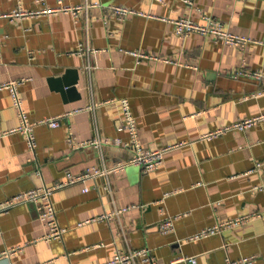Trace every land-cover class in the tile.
Listing matches in <instances>:
<instances>
[{
	"label": "crops",
	"instance_id": "1",
	"mask_svg": "<svg viewBox=\"0 0 264 264\" xmlns=\"http://www.w3.org/2000/svg\"><path fill=\"white\" fill-rule=\"evenodd\" d=\"M57 0H21L36 12ZM124 4L146 15L119 20L101 6L72 13H34L0 18V84L20 80L17 90L30 123L35 151L25 134L0 136V203L29 189L53 185L65 172H84L126 160L136 152L127 130H119L126 97L138 125L141 147L159 149L160 165L145 172L138 165L58 188L52 200L61 239L46 240L48 228L33 203L0 213V264H101L116 250L147 247L157 264L195 256L196 264H264V116L243 129L227 128L264 114V0H62ZM18 0H0V14ZM211 16L224 29L246 34L244 46L224 44L191 33L179 36L166 19L197 21ZM80 44H88V53ZM130 51L161 55L170 62ZM196 65L188 68L185 64ZM243 69L260 78L237 75ZM69 71L76 94L59 89ZM59 117L51 127L39 122ZM11 93L0 91V133L20 125ZM99 137L101 149L72 148ZM109 184V190L106 186ZM87 186L88 190L83 191ZM127 208V211L115 213ZM250 210L261 216L207 237L189 238ZM109 214L110 219H100ZM174 217V229L159 223ZM14 253L6 256L8 250ZM137 264H143L136 259ZM179 264H186L180 262Z\"/></svg>",
	"mask_w": 264,
	"mask_h": 264
},
{
	"label": "built area",
	"instance_id": "2",
	"mask_svg": "<svg viewBox=\"0 0 264 264\" xmlns=\"http://www.w3.org/2000/svg\"><path fill=\"white\" fill-rule=\"evenodd\" d=\"M18 7L12 12L6 14H0V18L2 16H7L10 18H19L24 15L34 14V13H45V14H53L55 12H65V13H72L74 19H77V16L80 11H84L85 14L87 10L91 6H101L116 16L119 20H122L128 15L136 14V15H146L142 11H136L134 8L129 7L124 4H106L102 5L99 2H84L82 4H64L62 0H57L53 6H44L40 10L29 11L24 9L20 1L18 0ZM187 4H191V0H182ZM203 19L197 21L192 18L187 17H177L173 19H166L167 21L173 24L175 32L179 36H186L191 33H197L199 35H203L206 37H211L215 41H221L224 44L236 45V46H244L246 43L253 41L252 38L246 34H237L228 29H224L223 25L216 20H214L211 16L207 15L202 17ZM85 49V52L88 53L90 47L88 44H80V50ZM131 54L136 56L137 61H140L143 58H148L151 60H161L170 62V59L163 57L161 55H154L148 54L145 52L139 51H130ZM188 68H197L196 65L192 64H185ZM238 75H248L255 78H260L261 73L253 70H246L243 69L237 73ZM21 83L20 80H9L7 82H3L0 84V91H4L7 89L12 96L13 104L18 109V113L20 116V125L16 128L5 130V132L0 133V136L5 135L6 133L12 132H20L25 134V139L27 146L30 150L35 151L37 147V142L35 140L34 135V124L30 123L24 108L22 107V99L20 97L19 91L17 90L18 85ZM120 106L122 107V118H121V125L118 127L119 130H127L129 134V142L124 144H130L135 149V154L126 160H121L115 163H111L109 165H104L102 167L98 166H91L90 169H86L84 172L81 173H74L72 174L70 171L65 172V178L59 180L57 183L53 185H44L40 188L29 189L24 191L23 193L17 194L11 198H8L6 201L0 203V213L7 211V209L24 203H33L35 206V210L38 213V217L41 222L45 224L48 228V231L43 235L46 240L51 239H61L64 233V228L58 224L57 217H56V210L54 208L52 195L53 192L58 190V188L65 187L68 185L75 184L77 182H85L87 180H92L97 176H108L111 172H118L126 168L127 165H138L142 168L143 171L148 172L156 169L162 159L163 153L171 148V147H161L159 149H146L141 147L140 141L138 140V125L136 123L135 116L132 113V109L130 106L129 100L124 97L117 100ZM264 114L261 116L253 117V118H244L242 121H238L233 125H228L226 128L217 129L209 134L205 135L207 137L216 136L221 132L227 130V128H239L243 129L246 126L252 125L257 120H260ZM39 122L45 123L51 127H56L59 125V117L56 118H44L39 120ZM109 141H114L116 144L121 143L118 139L105 138L100 140L99 137L91 139L90 141L78 142L74 135L69 134L67 136V142L71 145V147L79 148V147H89L94 145L101 149V146L104 143H108ZM264 165L263 162H257L255 166L257 168H261ZM109 190V184L106 186ZM88 187L85 186L83 191H87ZM123 211H127V208H122L117 210L115 213H120ZM109 214H102L99 216L100 219H110ZM261 216V213L255 210H250L246 214H242L236 216L234 218H230L229 220L217 222L212 227H205L200 231L196 232L195 235L191 236L189 240H195L196 238L207 237L209 235H213L214 233L222 232L225 229H229L230 227H236L242 224H245L248 220L258 218ZM174 217L168 216L161 220L159 223L161 232H169L174 229L173 224ZM14 249L8 250L6 252V256L14 253ZM141 260L143 264H157V262L153 259L152 255L150 254V250L145 247L141 249H128L127 251L116 250L112 255L109 261H106L101 264H137V260ZM250 258H244L239 263L235 261L228 262L227 264H247ZM180 262H186V264H196L197 258L195 256H180L179 258L171 261L168 264H179ZM11 264L10 262H8Z\"/></svg>",
	"mask_w": 264,
	"mask_h": 264
},
{
	"label": "water",
	"instance_id": "3",
	"mask_svg": "<svg viewBox=\"0 0 264 264\" xmlns=\"http://www.w3.org/2000/svg\"><path fill=\"white\" fill-rule=\"evenodd\" d=\"M66 74L63 76V84H58L59 89L62 91H66L70 94V96L76 94L75 86L74 84L77 82V79L74 77H69L70 72H65Z\"/></svg>",
	"mask_w": 264,
	"mask_h": 264
}]
</instances>
